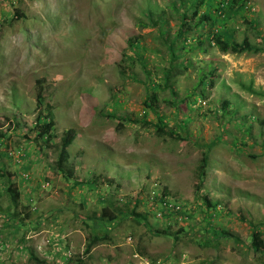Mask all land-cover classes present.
<instances>
[{"label":"rangeland","instance_id":"rangeland-1","mask_svg":"<svg viewBox=\"0 0 264 264\" xmlns=\"http://www.w3.org/2000/svg\"><path fill=\"white\" fill-rule=\"evenodd\" d=\"M222 1L212 0L211 14ZM188 4L0 0V264H264L247 224L264 238V52L209 43L220 30L263 45L264 0L175 37L184 5L195 21ZM170 63L172 94L162 86ZM37 85L52 112L49 142L34 134ZM150 91L173 136L157 133L143 106ZM67 128L74 138L60 173L53 164ZM103 208L117 217L101 218L107 238L85 252L94 229L103 233L94 225Z\"/></svg>","mask_w":264,"mask_h":264},{"label":"trees","instance_id":"trees-1","mask_svg":"<svg viewBox=\"0 0 264 264\" xmlns=\"http://www.w3.org/2000/svg\"><path fill=\"white\" fill-rule=\"evenodd\" d=\"M249 0H224L216 6L215 11L217 12V15L215 13L211 14L210 7L212 6V0H188L189 6L192 7L191 15L190 17H194L195 21L190 22L186 21V11L187 8L184 5V9L182 10V13L180 14V23L179 26L174 34L175 37L180 36L184 31L194 28L197 25L203 24L205 21L214 22L215 18L219 16H224L225 18L229 17L231 13H233L237 8L245 5ZM204 4L205 9L202 12H198V6ZM188 6V7H189ZM16 12V10L14 11ZM248 25H252L251 22H247ZM253 28V27H252ZM163 38V41L166 43L167 51L170 55V58L173 59L174 57V44L172 42V39L170 41H166V36L161 35ZM128 45L133 46L132 39H128ZM209 43H211L218 52L220 53H234V54H240V53H257V52H264V44L263 45H256L250 43V41L243 37L240 41H236L232 38L231 33L222 32L220 30H215L211 34V38ZM173 68L174 65L170 63L168 67L164 69L163 72V84L162 86L165 88H168L170 93L172 94L171 86H170V79L173 75ZM35 108L36 113L33 117V129L34 134L36 138L42 139L44 142H49L53 138V133L51 132V126L53 125V118H52V112L50 105L47 102H44V95L42 93V88L40 85H37L35 89ZM142 104L145 108L150 110L156 115V122L154 123L155 129L157 133L167 135V136H173L174 132L172 129L165 127L164 122L162 121V116L158 113V102L155 96V93L153 91H150L145 96V99L142 101ZM227 106V102L225 100L221 101L220 107L221 111H225ZM3 137V134L0 132V145H1V139ZM74 138V129L73 128H67L62 131L61 135L58 139V150L56 151V158L54 160V168L59 171L60 173L66 172L67 169H65V163L67 158V152L66 147L70 144V142ZM207 153L206 149L202 151L201 157H200V166H199V174H198V181L195 184V190H197L202 181L203 177L205 175L204 168L207 164ZM7 173L0 169V177H5ZM7 179V178H6ZM4 191L8 195L10 202H12L14 205L17 202V199L19 197V194L17 192V189L14 187L13 183L9 182L6 186H4ZM108 210L105 208L102 209V212L100 214V218H96V222H94V225L100 226L102 228L103 233L99 235L97 233V230L94 229V233H92L90 239H88L84 246V251L87 252L92 245L95 243L102 241L107 238V233L105 230L104 224L103 227L100 225L101 218L106 216L105 220L106 222H113L116 219V214L108 213ZM177 214H180L179 208L175 209ZM131 217L138 218L140 220H144V215L136 212L134 208H130L128 211V214ZM248 227H249V236L250 240L248 243L249 248H251L253 251H259L264 253V238L261 236V232L256 224H254L251 221H247ZM95 227V228H96ZM157 234H164L168 235V230H157L156 228L153 230ZM219 235L223 236H231L229 232L227 231H221L217 232ZM30 252V251H29ZM30 258H33L30 252ZM75 264H82L79 259L76 260Z\"/></svg>","mask_w":264,"mask_h":264},{"label":"built area","instance_id":"built-area-1","mask_svg":"<svg viewBox=\"0 0 264 264\" xmlns=\"http://www.w3.org/2000/svg\"><path fill=\"white\" fill-rule=\"evenodd\" d=\"M173 208H175V209H177L178 208V206L176 205V206H172ZM67 255H68V253H67Z\"/></svg>","mask_w":264,"mask_h":264}]
</instances>
